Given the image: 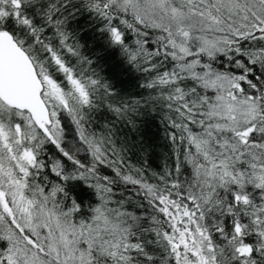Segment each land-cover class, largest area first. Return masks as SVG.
Listing matches in <instances>:
<instances>
[{"label": "snow or ice", "instance_id": "1", "mask_svg": "<svg viewBox=\"0 0 264 264\" xmlns=\"http://www.w3.org/2000/svg\"><path fill=\"white\" fill-rule=\"evenodd\" d=\"M0 264H264V0H0Z\"/></svg>", "mask_w": 264, "mask_h": 264}, {"label": "trees", "instance_id": "2", "mask_svg": "<svg viewBox=\"0 0 264 264\" xmlns=\"http://www.w3.org/2000/svg\"><path fill=\"white\" fill-rule=\"evenodd\" d=\"M80 195L82 196V197H87V195H89L87 192H86V190H84L83 189V187L81 186V189H80Z\"/></svg>", "mask_w": 264, "mask_h": 264}]
</instances>
